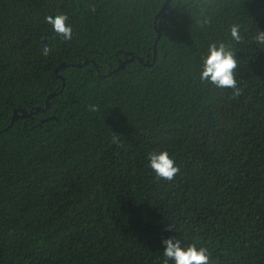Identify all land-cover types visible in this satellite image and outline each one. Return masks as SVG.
Listing matches in <instances>:
<instances>
[{
	"label": "trees",
	"instance_id": "trees-1",
	"mask_svg": "<svg viewBox=\"0 0 264 264\" xmlns=\"http://www.w3.org/2000/svg\"><path fill=\"white\" fill-rule=\"evenodd\" d=\"M164 2L0 0V264H165L171 236L264 264V0H168L154 18ZM221 43L235 88L201 79Z\"/></svg>",
	"mask_w": 264,
	"mask_h": 264
},
{
	"label": "clouds",
	"instance_id": "clouds-1",
	"mask_svg": "<svg viewBox=\"0 0 264 264\" xmlns=\"http://www.w3.org/2000/svg\"><path fill=\"white\" fill-rule=\"evenodd\" d=\"M67 16L46 14L53 32L65 41L72 39V27L67 23ZM233 40L239 41V29H231ZM258 45H264V31H259L255 37ZM41 53L47 55L50 47L47 43L41 46ZM235 59L233 53L224 44L209 46L208 54L204 59L201 79L215 84L217 87L235 88L234 78ZM148 167L161 179L172 180L179 171L174 160L167 151H154L148 154ZM163 256L165 264H211V256L207 248L197 247L195 244L184 245L181 240L174 237L163 239Z\"/></svg>",
	"mask_w": 264,
	"mask_h": 264
},
{
	"label": "water",
	"instance_id": "water-1",
	"mask_svg": "<svg viewBox=\"0 0 264 264\" xmlns=\"http://www.w3.org/2000/svg\"><path fill=\"white\" fill-rule=\"evenodd\" d=\"M168 0H165V2H164V4L162 5V7H161V9L158 11V13H156L155 14V17L154 18H156L158 15H159V13L160 12H162V10L164 9V7H165V4H166V2H167ZM156 30H157V32H159V29L158 28H156ZM159 35V34H158ZM155 48V47H154ZM128 59H125L124 61H121L120 62V65L118 66V68L119 67H121L126 61H127ZM66 65V63H64V62H62L61 64H60V66H65ZM114 70H116V69H114ZM59 77L61 78V79H63V77H62V75H59ZM53 95V93H50L47 97H50V96H52ZM46 105H47V101H46ZM21 111V113L22 114H20L19 116L20 117H26V116H29V115H31V114H33V113H37V111H39L40 110V108L39 107H36L34 110H32V111H29V112H26L24 109H22V108H18V109H15L14 110V113H13V115H12V117H11V123L13 122V120L18 116V114H17V111ZM45 110V108L44 109H42V111H44ZM53 118H56V116H52ZM8 126L9 125H7L5 128H3V129H0V131L1 130H5V129H7L8 128Z\"/></svg>",
	"mask_w": 264,
	"mask_h": 264
}]
</instances>
